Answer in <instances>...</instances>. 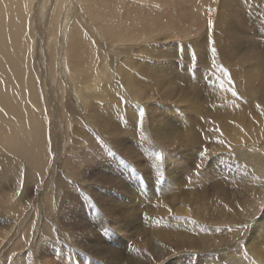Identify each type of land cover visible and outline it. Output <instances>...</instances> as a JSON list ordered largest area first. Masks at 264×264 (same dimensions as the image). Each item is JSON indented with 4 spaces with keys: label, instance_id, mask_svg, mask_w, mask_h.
I'll return each mask as SVG.
<instances>
[{
    "label": "bare ground",
    "instance_id": "obj_1",
    "mask_svg": "<svg viewBox=\"0 0 264 264\" xmlns=\"http://www.w3.org/2000/svg\"><path fill=\"white\" fill-rule=\"evenodd\" d=\"M23 1H27L28 4L33 2V0ZM137 1L139 0L50 1L57 5L59 9L58 15L56 16V33L58 32L60 36H63L68 43V55L65 56L63 53L62 57L59 56L60 62L55 64L54 68H48L50 72L57 75V81L59 82L61 79L60 75L57 74V70L59 69L60 71V67H64L63 76L68 83L64 81L65 85H59V83L55 85L52 77V81H50L52 93L47 86L44 88L42 85V81L44 82V80H42L43 75L49 72L47 70L44 71L47 67H38L36 70L34 69L33 73H30L27 66L28 44L29 42L31 43L29 44V48H31L30 53L32 54L33 51L35 52L36 38L32 37L30 33L32 31L31 27L28 28L32 24L30 21L26 22V15L22 10V0H0V208L2 209L0 212V223H2L3 226L0 227V263L4 260V252L7 251L6 254L11 258L12 264H24L23 261H25L24 259L27 255H30L31 260H29V262H38V260H42L46 264V261L49 260L48 264H63L64 261H66V264H72L73 257L69 254L72 257L71 259L67 257L66 254H74L76 250H80L85 252L83 256H92L93 253L99 261H101L100 259L107 260L108 262L113 260L112 262L114 263L116 259L118 262L117 264L122 262V264H169L166 263L168 258L183 253H187V263H184L183 257H180L178 264H190L189 261H193L195 258L198 259L196 262L201 261V263L207 262V264H214L213 258L219 255L218 250L222 246H227L230 250L232 249L230 243L235 237L233 231L235 229L240 231L242 228L241 224H246L248 222L246 221L247 216H250V214L254 212L253 210L263 202L264 162L249 159L248 155L242 154L239 147L245 146L247 149L253 147L254 151L259 152V145H264V91H258L264 86V57L260 55L261 52L258 51L260 47L258 41H256V39H251L250 46L246 49V59L249 61L248 64L253 73L245 70L237 58L238 52L244 51L241 49L242 41L237 38V32L238 30L240 31L241 28H244L251 35L264 36V1L242 0L243 5L239 3V0L221 1L224 7L218 8L217 15L213 14L211 16V27H213L215 34L218 31L224 34L221 41H219L220 36L217 35L218 33L216 34L215 39L218 46L214 44L213 40V42L208 41L210 43L209 47H207L209 48L208 51L210 50L209 56L213 53V49L220 47V52L210 59V61H212V66L213 63L218 66L213 70L215 73H213V77L211 76L212 87L209 88L210 94L214 95L209 96L208 105L206 106L208 107L207 109L205 107L201 110L199 109L200 116H202L206 122L203 120L204 122L199 125L198 131L191 127V125L184 129V134L182 135L183 140L181 141H184V143L182 145L177 144V133H172V135H170L171 132L169 134L166 132L164 134L161 133L162 129H166L165 124L167 123L162 124L161 122L163 120H159L157 124V128H160L159 131L161 132H153L155 134L152 136L150 132V125H152L151 118L149 125L148 120H146V111L143 112V115L137 113L131 102L134 100L131 91L137 90L136 87L138 86H135V79L133 77L134 72L142 78H147L145 81L147 83L155 80L156 82L154 81L153 84L160 82L163 86H167L166 82L170 79L167 80V78L164 84L163 80L165 81V79H163V77L159 79L157 76L160 77L159 74L164 71L168 76H172L171 79H179L174 73L173 64L170 60H165L163 58L164 60L162 62V55L159 53L155 54L158 56L156 59L157 62L160 63L161 61L164 63L163 69L159 67L156 68L153 60L150 59L152 58L150 51L153 53L157 52V50L155 51L152 48L162 40L159 38L156 39V35L162 32L166 33V31L170 32L171 29H177L176 26H178V24L173 21L175 17H173L170 12H167V15L165 13V17L160 14L157 15V13L153 11L154 7L150 8V6H148L151 10H143L144 8L141 7L142 5L146 7L148 4L156 3L157 0H153L151 3L142 2L140 4H138ZM164 3H166V1H164ZM134 4L138 5V10L132 12L131 9ZM216 4H213L214 9L216 8ZM74 7H77L78 13L79 11H83V13L87 14L86 16L91 18V22L94 23L96 30L99 32L101 30L103 32L105 31L103 35L108 42L119 41L122 42V46H124L125 43H130L131 46H127L129 48V50L127 49L129 53L128 55L126 54L127 57L134 55V52L137 51L139 53L137 56H142L141 61L144 62L145 60L146 65L138 62L137 65L140 67L138 70L135 67V70L133 61L130 60L131 58H128L124 64L107 62V54H109L107 48L110 45L106 43L102 48L94 47V42L90 38L88 39L89 43H87L84 19L77 16L76 21L74 20L73 23L70 22L71 8L73 9ZM240 8L250 15L248 21H244ZM213 12L214 10L212 13ZM245 12L243 15H246ZM188 13L189 9H185L183 13H181L186 15L184 19L185 25L189 26V24H191L189 20L192 19L193 22H195V27H199L201 20ZM138 15H140L138 17L139 23H137L136 20ZM178 15L180 16V14ZM220 15L221 17H219ZM168 16L170 17L169 19ZM214 17L217 19L214 20ZM78 18L80 20H78ZM213 20L215 21L214 24ZM182 21L183 20H181L180 23H182ZM25 22L28 29L25 27ZM245 22L251 23L252 27L247 30ZM54 23L55 21L53 20L52 24ZM169 27H171V29ZM201 27L196 30L198 31ZM154 36L156 40L147 44L148 40L150 38L152 39ZM165 40H170V38ZM201 43V39H194L193 42H189L187 45L189 46L191 44L195 49H200L204 47ZM223 45H225L227 49H225ZM186 49L184 45V51L182 50V52L183 54L185 53V56L186 52H188V49L187 51ZM201 51L203 52V50H200V52ZM168 52H171L170 48ZM162 57H165V55ZM200 58L204 59L206 57L202 55ZM98 59L102 60L101 64L99 63L100 65L96 63ZM172 59L171 61H173ZM180 59L183 61L187 60L184 56L180 57ZM228 66H236L243 80V83L235 87L234 90L229 85H222L229 75L230 70L227 68ZM195 71L192 72L195 73ZM119 72L124 76L119 75V78H117L118 80H114V76L119 74ZM172 73L175 76L172 75ZM253 74L254 79L252 78ZM198 78H200L199 74ZM74 80L76 81V85L73 82ZM194 81H198L197 78L194 79ZM140 82L141 81H139V83ZM166 90L167 89H165V91ZM139 92L142 91L140 90L138 93ZM122 93H126L128 98L118 99V96L122 95ZM55 97L63 103L62 110H59L60 112L58 111V113H60L62 117L64 115L67 118V141H71L70 137L73 138L71 146L64 144L60 151H58L57 148L55 149L56 143L54 146L50 145L47 133V131H49L47 124L50 118L49 113L53 110H49V108L51 101H54ZM119 97L121 98V96ZM146 99L145 96V103ZM253 99H256L263 107L257 114L250 115L255 110L251 104ZM126 102L129 105H126ZM149 107L151 108V104ZM160 116H162V114ZM113 118L114 121L112 120ZM46 119L48 120L46 121ZM62 123L64 124L65 121L63 120ZM138 123L141 125L139 129ZM62 126L64 127V125H61V127ZM24 128L28 130L19 133V130ZM58 128H60V126ZM176 131H179V129ZM64 134L62 139H65ZM89 134L91 138L94 137L98 139L102 144H96V142L92 143L94 140L89 137ZM117 134L120 138L128 135L133 139L139 140L142 147H145L144 149L149 152L148 155H151L154 160H156L155 157L167 159L169 157L168 153H166L168 147L174 150L184 145L188 146L190 149H200L204 147V145L210 147L212 148H209L210 151L213 150L214 152L221 153L222 157H217V160H220V165H224L222 166L224 171H228L229 173L233 165L234 169L232 168L233 170L230 174H233L234 171V174L239 177L244 185L240 187L237 193L224 194L222 190L219 191L218 195L221 198L220 202L219 204L211 205V207L205 205L203 207L201 203L204 198L199 195L193 196L192 192L194 191L191 192L190 190L191 193H188L189 196H182L183 198L180 200H173L174 203L171 207L173 209L168 210L166 202H162L163 187L168 185L166 179L161 188L160 193L162 194L154 199L156 197V192H152V190L154 191L155 189V187H153V182H145L146 184L143 185L139 176L134 175V170L131 168L132 166L126 165L124 167V175L130 179L129 187L124 184L126 181L123 183L118 182L116 178H112L111 176L106 177L107 175L101 176L100 171H96L99 167H96L94 161H99V165L102 164L100 168L103 166L107 167V159L105 158L107 153L110 155V161L114 159L116 163L125 165L120 159V153H117V149H114L115 151L112 149L114 144H111L115 142V136ZM89 138L91 144H88ZM154 140L158 141L159 145L154 143ZM78 143L80 147L76 153H73L74 145L78 146ZM99 146H103V149L100 150ZM116 147L121 152L125 150L123 148L121 149V146ZM58 152H60L59 155L57 154ZM126 153L129 154V152ZM55 154L58 155V158L55 157ZM101 156L102 158L104 156L105 159H102ZM98 158L102 160H98ZM203 160L200 161L202 162ZM159 162H157V165ZM227 163L228 165H226ZM26 166L29 168L27 169ZM134 168H136V166ZM22 169L24 171L23 176H21ZM153 171L156 176L161 173L160 169L157 168L153 169ZM94 172L99 175L94 176L92 174ZM171 172L173 173V171ZM44 176L51 181V184H49L51 187L46 191V188L43 186L45 190L42 195L48 192L47 196L49 195V197L46 198L39 207H36L38 209L34 210V212L31 207H29V209L27 208L28 214L24 215L26 210V207H24V195L29 191L24 188V185L29 183L39 184V182L44 180ZM158 180L160 181L161 178ZM89 182L91 186H89ZM134 182H136V184H134ZM10 185L16 187L18 194L16 196H12V194L3 196L5 191L3 188H8ZM95 185L116 187V189L124 190L126 194L132 192L134 195H142L143 198H147V201H150L148 197L153 198L157 201V210H161V215L167 214L168 216L170 213L171 216V213L175 212L173 213L174 215L179 213L176 215L184 216L179 219L175 216L176 220L174 219V221H176V223L174 224L173 221L172 223L174 226L169 228L168 231H165V228L158 224H153L154 227L152 228V232L150 233L148 231V233H144V231L142 232L140 229H137V227L136 229L134 228L136 221L135 216L131 212L123 210L125 207H132H130V205L134 202L133 198L130 196L128 200H122L120 199L121 197L108 199V196L105 197L103 194L96 193L91 197L95 199V202L99 204L101 208L80 204L81 195H78L76 190L88 192L91 190V187H96ZM21 187L23 188L21 189ZM132 189H138L137 193L133 192ZM243 190H246L249 194L243 195ZM234 193H236V196H234ZM5 200H7L6 203L3 202ZM149 204L147 205L149 206ZM82 206L87 208V213L83 212L79 214ZM143 207H145V205ZM112 211H114V213ZM95 212H100L102 214L99 220L94 218ZM152 215H155V213ZM174 215L172 217H174ZM126 216L127 224L119 219L126 218ZM160 218L170 222L166 217L160 216ZM178 222L181 223L179 224ZM31 225L32 229L30 235H28L26 231L30 229ZM148 228L150 229V227ZM109 229L116 233L121 231L122 240H124L126 235L129 236L130 240L134 241V245L130 250L139 249V252L134 254H125L122 252L123 243L112 244L105 237V233ZM215 229L220 230L222 233L218 239H214L211 235ZM254 235L250 239V249H247L246 255L248 256H243L240 253V260L244 261L248 258L251 264H264V242L261 241L262 238L264 240V235L259 233L257 239L254 238ZM259 238L262 243H260ZM55 239L61 242L56 243L54 241ZM43 241L47 243L42 245ZM111 241L114 242L113 240ZM256 243H258V245ZM41 246H43V248H41ZM233 246L235 245L233 244ZM54 257L56 258L54 259ZM231 257L230 255L227 256L228 259ZM101 263L104 264L103 262ZM250 263L246 262L244 264Z\"/></svg>",
    "mask_w": 264,
    "mask_h": 264
},
{
    "label": "rangeland",
    "instance_id": "obj_2",
    "mask_svg": "<svg viewBox=\"0 0 264 264\" xmlns=\"http://www.w3.org/2000/svg\"><path fill=\"white\" fill-rule=\"evenodd\" d=\"M50 1L51 0H33V2L31 4H28L27 1H23L22 0V10H23V13L26 15V22L30 21L31 24H32L28 28L31 27L32 31L30 33L32 34V37L36 38L35 52L33 51L32 54L30 53V50H31V48H29V44H31L30 42H29L28 48H27V57H28L27 66H28V69H29L30 73H33L34 69L36 70L38 67H43V66L47 67L46 69H44V71L45 70L49 71L48 68H50V67L54 68V65L57 64L58 62H60L59 56L62 57L63 53H64L65 56L68 55V52H67L68 43L65 41L63 36H60L58 34V32L56 33V30H55L56 29V21H57L56 16L58 15L59 9H58L57 5L53 4ZM152 1L153 0H150V1L149 0H139V1H137V3L138 4H140L142 2L151 3ZM164 1H166V3H164ZM221 1H227V0H186V1L185 0H168V1L167 0H157L156 3L154 2V3L148 4L146 7H145V5L141 6L142 8H144L143 10H151L150 8L154 7L153 11L155 13H157V15L160 14L163 17H165L164 16L165 13L167 15V12H170V14H172L173 17L176 18V19L173 18V21L178 24V26H176L177 27L176 30L175 29L172 30L171 27H169L171 29L170 32H167V31H166V33L162 32L161 33L162 36H161V34L156 35V39L159 38V39H162V40L160 41L159 44H157L154 48H152L155 51L157 50V52L153 53L152 51H150L151 54H152V56H151L152 58H150V59L153 60L156 68L159 67V68H163V69H164V63H162L163 60L164 59L165 60L166 59L170 60V62L173 64L174 73L177 75V77H179V79H174V78L171 79L172 76L171 75L168 76L167 74H165V71L163 73L159 74L160 77L155 75L159 79L161 77H163V79H165V81L163 80L164 84H165V82L167 80L170 79L168 82H166L167 86H165V85L163 86V84H161L160 82L153 84V82L155 80L150 81V82L147 83V82H145L147 78H144V77L142 78L140 75L135 74V72L133 73V77L135 79V86L138 85L136 87L137 90L138 91L141 90L145 94H143L142 92L138 93L137 90L131 91L132 96L134 98V100L131 101V102L133 103L134 109L136 110L137 113H143L144 111H146V120H148V123L150 122V118H151L152 125H150V123H149V125H150V132L152 133V136H154L153 134H155L153 132H156V133L157 132H161V131H159L160 128H157L158 127L157 124L159 123V120L160 121L163 120L164 122L162 121L161 122L162 124H165L166 122L167 123L165 124L166 129L165 128L162 129L161 133L164 134L166 132V133L169 134L171 132L170 135H172V133H174V134L177 133L176 134V138L178 140L177 144L178 145H182L184 143V141L181 142L183 140L182 139V135L184 134V129H186L187 127H189L191 125V127H193L195 130L198 131L199 125L201 123H203L204 121L206 122V120H204V118L202 116H200L199 109L201 110V109H203V107H205L207 109L208 107H206V106L208 105L209 96L210 95H214V94H210L209 88L212 87L211 78L213 77L212 76L213 73H215V71H213V70L216 69L218 66L215 63H213V66H212V61H210V59L212 57H214L215 55H217V53L220 52V47L216 48L215 52L210 54V56H209L210 50L208 51L209 48H207V47H209V43L213 42V40H214V44L216 46H218V43H217V41L215 39V36H216L217 33H218L217 35L220 36L219 41H221L223 39V37H224V34L222 32H220V31H218L215 34V31H214L213 27H211V25H212V19H211L212 17L211 16L213 14L217 15L216 13H218V11H217L218 8L220 9V8L224 7L223 2L221 3ZM167 2H168L169 5L167 4ZM212 3L213 4L217 3L215 9H214ZM239 3L241 5H243L242 4V0H239ZM165 4H167V5H165ZM211 5H212L213 8L211 7ZM148 6H150V8ZM160 6H162V7H160ZM77 7H74L73 9L71 8L70 22L73 23L74 20L76 21L77 20V18H76L77 16L80 17V18H83L84 19V24H85L86 36H87V43H89L88 39L90 38L94 42V47L102 48V46L106 45V43H108V45H110L107 48L109 54L106 53L107 56H108L107 57L108 58L107 62H109V63L117 62V64L118 63H123L124 64V63H126L128 58H131L130 60L133 61V65H134V69L135 70H136V68L138 70V68L140 67V66L137 65L138 62L140 64L146 65L145 64L146 63L145 60H144V62L141 61L142 60L141 59L142 56L141 57L137 56V54H139L137 51L134 52V55H132L130 57H127V55L129 54L128 53V50H129L128 47L131 46L130 43H128V44L125 43V45L122 46V44H121L122 42H119V41L108 42L106 37L103 35L105 31L103 32L101 30L99 32L98 30H96V27H95L94 23L91 22V18L89 16H86L87 14L83 13V11L82 12L79 11V13H78ZM78 8H80V7H78ZM160 9H161V11H160ZM185 9H189V13H188L189 15H193L194 17H196V18L201 20V23L199 25V27L202 26L201 29H199L198 31L196 30L199 27H195V22H193L192 19L189 20V22L191 23V24H189V26L185 25L186 23L184 22V19H185L186 15L181 14V13H183V11ZM136 10H138V5L134 4L132 9H131V11L135 12ZM213 10H214V12L212 13ZM240 10H241L242 16L244 18V21H248L249 18H250L249 17L250 15L247 14V12L243 11L241 8H240ZM244 12L246 13V15H243ZM122 14H123V12H122ZM178 14H180L181 17ZM219 14H220V12H219ZM140 15H142V14H140ZM140 15H138L137 18H136L137 23H139L138 22V17ZM177 15H178V17H177ZM199 16L202 17V18H200ZM216 17H214V20L217 19ZM219 17H221V15ZM169 18L170 17L168 16V19ZM53 20L55 21L54 24H52ZM78 20H80V19L78 18ZM181 20H183L182 21L183 24L180 23ZM214 20H213V24L215 23ZM26 22H25V27H26ZM204 25H206V26H204ZM245 25L247 26L246 27L247 30L252 27V24L248 23V22H245ZM245 31L246 30L244 28H241V30L240 31L238 30V32H237L238 33L237 34L238 35L237 38H239V40L241 39V41H242L241 42V45H242L241 49L244 50V51L238 52L239 54H237V58L239 60V63L243 66V68L245 70H247L248 72H252L251 71V67L248 64L249 61L246 59V49H248V47L250 46L251 39H254V40L256 39V41H258L259 46H260L258 51L261 52L260 55H262L264 57V36L251 35L247 31L246 32ZM166 37L170 38V40H165V39H167ZM150 39L148 40L147 44L152 43L153 41L156 40L155 36L151 40ZM194 39H197V40L201 39L202 40L201 44L204 47L200 48V49H198V48L195 49L191 44L188 46L187 43L193 42ZM208 41H210V42H208ZM154 44H156V43H154ZM184 45L188 49V52H186V56H185V53L183 54V52H182ZM223 46H224L225 49H227V47L225 45H223ZM169 48L171 49V52H168ZM187 49H186V51H187ZM200 50H203V52L205 54L202 51L200 52ZM156 53H159L162 56L165 55V57L161 56V61L162 62L161 61H160V63L157 62L156 59H157L158 56L155 55ZM202 55L205 56L206 58L201 59L200 56H202ZM182 56L187 58V60L186 61L181 60L180 57H182ZM171 59L173 61H171ZM201 60H203L204 62L201 61ZM101 61L102 60L98 59L96 61V63L97 64H99V63L101 64ZM94 63H93V65H94ZM227 68L230 70L229 71V75L226 78V80L222 83V85L223 86L229 85L234 90L235 87L240 86L243 83V80L241 79V76H240L236 66H234V67H232V66L229 67L228 66ZM191 69H192L193 72L195 70H197V71H195V73H193L191 71ZM39 70H40V68H39ZM64 70H65L64 67H60V71H59V69L57 70V74L60 75V79H61V81H59V82L57 81L58 80L57 75H55L53 72L49 71V72L45 73V75H43V78H42V80H44V82L42 81L43 87L46 88V86H47V88H49V90L52 91V89H50V87H51L50 81H52V77L54 79L55 85H57L58 83H59V85H61V84L65 85L64 81L66 83H68L66 78L63 76ZM198 74H199L200 78H198ZM117 75L114 76V80H118L117 78H119V75H122V74L119 72V74H117ZM172 75H174V74L172 73ZM243 75H245V74H243ZM122 76H124V75H122ZM196 78H197L198 81H194V79H196ZM252 78L254 79V74L252 75ZM199 80H200V82H199ZM139 81H141L142 83L141 82L139 83ZM177 81L178 82L181 81V82L178 83ZM73 82L76 85V81L74 80ZM201 82H202V85H201ZM45 84H47V85H45ZM195 84H197V85H195ZM144 87H146V88H144ZM161 89H163V90H161ZM165 89H167V90L165 91ZM163 91H164V93H163ZM258 91H264V86L262 88H260ZM52 93H53V91H52ZM138 94H140V95H138ZM160 94H161V96H160ZM119 96H121V98ZM119 96H118V99H123V98L127 99L128 98L126 93H122V95H119ZM145 96L147 98L146 99V103H145V100H144ZM158 98H159V100H158ZM258 99H259V97H258ZM163 100H164V102H163ZM122 102H123V100H122ZM150 104H151V108H153V109H151L149 107ZM251 104H252V106L254 107L255 110L250 115L257 114L263 107V105L260 104L259 102H257L256 99H253ZM126 105H129V104L126 102ZM62 106H63V103H61V101L55 97V100L51 101V105H50V108H49V110L53 109L49 113V117H50L49 120L50 121L48 119H46V121L48 120V122H50V123L47 122L48 127H49V131H47V133H48V142H50V145H52V146H54L55 143H56L55 149L57 148L58 151L61 150V148H62V146L64 144H66L67 146H71V143L73 142V138L72 137H70L71 141H67V136H68L67 131H66L67 130V123H66L67 122V118L64 115L62 117L60 115V113H58L59 110L60 111L62 110ZM205 108H204V110H205ZM56 109H57V111H56ZM155 113H156V115H155ZM159 114L160 115L162 114V116H160ZM250 115H248V116H250ZM56 116H57L58 119L56 118ZM147 116H148V118H147ZM199 116L201 117V119H200ZM63 120L65 121L66 125H65V123L64 124L62 123ZM112 120L114 121V118ZM156 120H158V121H156ZM56 121H57V123H56ZM53 124H54V126H53ZM57 125H58V127L60 126V128H58ZM61 125H64V127L65 126L66 127L65 128L63 126L61 127ZM139 127H141V125L138 123V129H139ZM152 127L153 128L155 127V128L153 129ZM170 127H171V129H170ZM151 128H152V130H151ZM177 129H179V131H176ZM27 130H28L27 128L21 129V130H19V133L25 132ZM57 134H58V136H57ZM63 134H64V138L66 140L62 139ZM89 137H90V134H89ZM118 137L119 136L117 134L115 136V139H116L115 142H113L111 145L114 144V147L112 146V149L113 150L117 149L116 151H117V153H120L119 154L120 155V159L125 163V165H123L122 163L121 164L116 163V161H114V159H112L110 161L109 160V156L110 155L107 153L105 155L106 156L105 158L107 159L106 160L107 161L106 162L107 167L103 166V167L100 168V166L102 164L99 165V161H94L95 164H96V167H99V169H96V171L97 172L100 171L101 176H106L107 175L106 177H110L111 176L112 178H116V181L118 180V182H122L123 183L124 181H126L124 184L129 187L130 186V181H129L130 179L124 175V167L126 165H128L130 167L132 166L131 168L134 170V175L139 176V178L141 179L143 185L146 184L145 182H147V183L148 182L149 183L153 182V187H155V189H154V191L152 190V192L153 193L156 192L155 193L156 197L154 199L158 198L162 194V193H160L161 192V188L163 187L165 179H166L167 182H168V185L166 187L165 186L163 187L162 202L163 201L166 202L168 210L173 209V208H171L173 206V203H174L173 200H180L183 197L189 196V194L192 191H194V192H192L193 196L199 195L202 198H204L202 203L200 202L203 207H204V205L208 206V207H211V205L219 204L220 199H221L219 197V195H218L219 191L222 190L224 192V194H226V193L227 194L228 193L232 194L233 192L237 193V191H239L240 187H243V185H244V183H242L240 181L239 177H237L234 174V171H233V174H230V173H232V170L234 169L233 165L230 168L229 173H228V171L225 172L223 167H222L224 165H220L221 164L220 160H217L218 159L217 157H222L221 153L220 152H214L213 150L210 151L209 150L210 147H206L205 145H204V147H201L202 149L201 148L200 149H196V148L190 149L188 146L184 145V146H180V147L176 148L175 149L176 151L174 149H171V148L168 147L167 150H166V153H168L169 157L167 159H163V158H159V157H155L154 156L155 159H156V160H154V159H152L151 155H148L149 152L144 149L145 147H142V145L140 144L139 140L133 139V138L129 137L128 135L124 136V137H121V138L120 137L118 138ZM90 138L88 140V144H91ZM91 139L94 140L92 143L96 142V144H102V143H100V141L98 139H96L94 137H92ZM119 141L120 142L122 141V142L120 143ZM154 143L158 144L159 142L155 141ZM116 146L120 147L121 149L123 148L125 150L123 152H121ZM126 146H127V148H126ZM259 146H260V148L258 149L259 152L254 151L253 147H250L249 149H247L245 146H240L239 148L241 149L240 151L242 152V154L248 155L249 159H252V160H255V161H258V162H264V153H262V152H264L263 151L264 145L261 144ZM79 147H80V144L78 146L74 145V152L73 153H76L78 151ZM128 147H130L131 149L128 148ZM99 148H100V150H102L103 146H99ZM210 149H212V148H210ZM126 150H128V151H126ZM134 151H135V153H134ZM260 151H262V152H260ZM126 152H129V154L126 153ZM194 152H195V154H194ZM207 152H208V154H207ZM59 153L60 152H58L57 154L59 155ZM57 154H55L56 158H58ZM136 154H138V155H136ZM122 155H123V157H122ZM137 157H138V159H137ZM101 158H102V156H101ZM105 158L103 156L102 159H105ZM157 158H158V160H157ZM102 159L98 158V160H102ZM200 160H203V161L201 162ZM154 161H155L156 165H155ZM159 161L161 162V164H160ZM126 162H127V164H126ZM157 162H159L158 165H157ZM132 163L134 164V167L136 166V168L133 167ZM151 164H153V165H151ZM226 165H228V163ZM167 167H169V168H167ZM26 168L28 169L29 167L26 166ZM156 168L160 169V171L163 168L162 169L163 172L161 171V173L159 174L160 176L159 175L156 176L154 174L155 172L153 171V169H156ZM22 171H23V169L21 170V176H23V174H24V171L23 172ZM171 171H173V173ZM92 174L94 176L99 175L96 172H94ZM44 177H45L44 180L42 182H39V184L29 183V184H25L24 185L25 187L23 186L27 191L29 190L27 192L28 194L26 193V195H24V207H26V210H27V211L25 210L24 215L28 214L29 207H31L33 209L32 211L34 212V210L38 209L36 207H39L41 205V203L44 202V200L49 197V195L47 196L48 192L46 194L42 195L44 190H45V188H46V191H47L51 187V186H49V184H51V181L48 180L46 176H44ZM95 178H98V177H95ZM125 178H128V179H125ZM149 178H151V179H149ZM159 178H161L162 181L161 180L159 181L158 180ZM123 179H125V180H123ZM47 181H48V183H47ZM88 184H89V186H91L90 182ZM134 184H136V182H134ZM39 185H42V186H39ZM23 187H21V189ZM112 188H113V190H112ZM3 189H5L3 196L4 195H11V194H12V196H16L18 194L17 191H16V187H13L12 185H10L8 188H3ZM114 189H116V187L115 188L114 187H104V186L97 185L96 187H93V188L91 187V190H89L88 192H86V191L85 192H81L80 190H76V193L78 195H81L80 196V204H82L84 206L97 207V208H101V207H100L99 204H97L95 202V199L93 197H91V196H94L93 194H96V193L103 194V196H105V197L108 196L107 197L108 199H114V198H120L121 197L120 199H122V200H126V199L128 200L129 196L132 197L134 203L131 202L132 204L130 205V207L132 206L133 208L132 207L131 208H126L125 207L123 210L131 212L135 216L136 221H135V224H134V228L136 229V227H137V229H140L142 232L144 231V233H148V231L151 233L152 232V228L154 227L153 224H158V225L164 227L165 231H168V229L171 228L172 226H174V224L176 223V221H174V219L176 220L175 216H177L179 213H176L177 215L176 214L174 215L173 213H175V212H172L171 216H170V213H169L168 214L169 217L167 216V214L166 215H161L160 214L161 210L160 209L157 210V205H158L157 201H155L153 198L148 197V199H150V201H151L150 202L149 200L148 201L146 200L147 198H143L142 195H134L132 192H130V194H126L124 190H121V189H118V188L116 190H114ZM137 190L138 189H132V191L135 192V193H137ZM190 190H191V192H190ZM129 191H130V188H129ZM236 193H234L235 195L234 194L233 195L236 196ZM246 194H249V193L246 190H243V195H246ZM144 195H145V193H144ZM36 197H37V199H36ZM201 197H200V199H201ZM218 197H219V199L217 200ZM28 199H29L30 203L28 202ZM91 199H94V200H91ZM262 199H263V202L261 204H259L253 210L254 212L252 214H250V216L249 215L247 216L246 221H248V222L246 224H241L242 225L241 230L239 231V230L235 229L233 231L235 237L232 240V242L230 243L232 245V249L230 250L229 248H227V246H222L218 250L219 255L216 256L215 258H213L214 264H244L246 262L250 263L248 258H246L244 261H241L240 260L241 259L240 255L242 254L243 256H246V257L248 256L246 254H247V249H250V246H251L250 245V239L255 233H257V231H258V233L254 235L255 239L258 238V234L259 233L264 235V218H263V216H264V194H262ZM85 200H87V201H85ZM141 200H142V202H141ZM3 202L6 203L7 200H5ZM148 202L151 203V204H149ZM147 204H149V206ZM144 205H145L146 208L143 207ZM151 205H152V207H151ZM169 205H170V209H169ZM179 205H182V204H179ZM84 206H82L79 214L83 213V212L87 213L86 211H88V210ZM0 207H1V196H0ZM1 210L2 209L0 208V212H1ZM150 210H151V212H150ZM95 211H96V208H95ZM112 212L114 213V211H112ZM146 212H147V215H146ZM135 213H137V214H135ZM154 213H155V215H152ZM172 214L174 215V217H172L173 216ZM149 216H150V218H149ZM160 216L168 218L170 220V222L168 220H162L160 218ZM183 216L184 215L177 216V219H179L180 217L182 218ZM101 217H102V214L100 212H95L94 218L96 220H99ZM142 217H145V218H142ZM119 219L125 224L128 223L127 222V216H126V218H122L124 221L121 218H119ZM143 220H145V221H143ZM116 221H118V220H116ZM178 223L180 224L181 222H178ZM0 227H3L2 223H0ZM148 227H150V229ZM253 227H255V228H253ZM31 229H32V225H31L30 229L26 231L28 235H30ZM227 229H229V228H227ZM33 231H34V228H33ZM221 234H222L221 231L218 230V229H215L211 233V235H212V237L214 239H218L221 236ZM105 237L112 244L123 243L124 245H123V251L122 252H124L125 254L126 253L134 254L136 252H139V249L138 250H130L132 248V246L134 245V241H131L130 237L127 236V235L124 238V240H122L121 231H118L116 233L115 231L109 229V230L106 231ZM107 239H105V240H107ZM111 240H113L114 242H112ZM54 241L56 243H60L61 242L58 239H55ZM259 241H260V238H259ZM261 241L264 242L263 238L261 239ZM261 241H260V243H262ZM257 242H258V240H257ZM46 243H47L46 241H43L42 245H45ZM233 244L235 246H233ZM256 244L258 245V243H256ZM247 246H248V248H247ZM41 248H43V246H41ZM6 253H7V251L4 252V254H5L4 260L5 261L3 260V261H1V263L3 262L2 264H12L11 258ZM84 253H85L84 251H80V250H76V252L74 254H71V253L66 254V252H65L67 257H69L71 259L73 257V262L74 263L72 262V264H102L101 262H103L104 264H110V263L111 264H117L118 263L115 258H114L115 259L114 263L112 262L113 260H111V262L110 261L108 262L107 260L100 259L101 261H99V259H97L94 256L95 254L92 253V256H90V255H84L83 256ZM186 254L187 253H183V254H177L175 256H172V257L167 259L168 262L166 261V263L178 264L179 261H180V257H183V262L187 263ZM228 255H230L232 257L230 259H228L227 258ZM55 258L56 257H54V259ZM172 259H173V261H172ZM24 260H25V261H23L24 264H31V263L32 264H37V263L38 264H45V262L42 261V260H38V262L37 261H33L34 263L32 261L29 262V260H31L30 259V255H27ZM57 260H55V261L58 262ZM196 261H198V259L195 258V260L193 259V261H189V262H190V264H207V262L201 263V261H199V262H196ZM46 262H47L46 264H48L49 260L46 261ZM122 263H119V264H122ZM63 264H66V261H64Z\"/></svg>",
    "mask_w": 264,
    "mask_h": 264
},
{
    "label": "snow or ice",
    "instance_id": "obj_3",
    "mask_svg": "<svg viewBox=\"0 0 264 264\" xmlns=\"http://www.w3.org/2000/svg\"><path fill=\"white\" fill-rule=\"evenodd\" d=\"M213 52H215V49H213ZM141 115H143V113H141Z\"/></svg>",
    "mask_w": 264,
    "mask_h": 264
}]
</instances>
